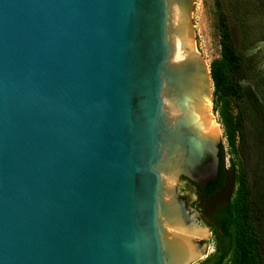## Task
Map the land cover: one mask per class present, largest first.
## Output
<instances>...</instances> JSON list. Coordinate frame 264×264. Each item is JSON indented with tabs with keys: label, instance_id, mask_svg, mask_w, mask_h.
Instances as JSON below:
<instances>
[{
	"label": "water",
	"instance_id": "95a60500",
	"mask_svg": "<svg viewBox=\"0 0 264 264\" xmlns=\"http://www.w3.org/2000/svg\"><path fill=\"white\" fill-rule=\"evenodd\" d=\"M193 5L0 0V264L199 258L179 179L216 181L221 142Z\"/></svg>",
	"mask_w": 264,
	"mask_h": 264
},
{
	"label": "trees",
	"instance_id": "16d2710c",
	"mask_svg": "<svg viewBox=\"0 0 264 264\" xmlns=\"http://www.w3.org/2000/svg\"><path fill=\"white\" fill-rule=\"evenodd\" d=\"M220 47L209 63L213 110L231 158L235 191L213 227L212 264H264V0H212ZM220 171H225L219 145Z\"/></svg>",
	"mask_w": 264,
	"mask_h": 264
},
{
	"label": "flooded vegetation",
	"instance_id": "af4514ba",
	"mask_svg": "<svg viewBox=\"0 0 264 264\" xmlns=\"http://www.w3.org/2000/svg\"><path fill=\"white\" fill-rule=\"evenodd\" d=\"M228 167L225 166L226 170L221 172V178L212 187L209 186V183L205 186H201L185 179L184 177H180L179 179V181H182L186 187L190 185L188 191L190 194L192 193L194 197L192 199L183 193H180V198L184 200L187 209L197 218L203 229H205L202 235L206 239L197 241L200 246L197 250L201 251L197 260L204 257L199 264H212L211 261L207 262L206 260L213 254L216 248L213 227L217 225V217L226 209L235 191L234 178L228 171ZM219 171L220 158L218 164V176ZM218 176L216 181L218 180ZM210 243H212L213 246L212 250L210 248Z\"/></svg>",
	"mask_w": 264,
	"mask_h": 264
},
{
	"label": "rangeland",
	"instance_id": "374dc122",
	"mask_svg": "<svg viewBox=\"0 0 264 264\" xmlns=\"http://www.w3.org/2000/svg\"><path fill=\"white\" fill-rule=\"evenodd\" d=\"M192 23L194 31V45L196 51L202 56L203 60L209 66V63L219 57V43L217 31L215 29L214 17L212 14V0H194L193 10H192ZM262 60L264 62V52L261 54ZM213 97L212 104L210 106L212 110V118L215 124L218 136L220 137V142L223 146L224 151V162L225 166H230L231 158L235 156L230 152L227 145L226 139L223 136V128L219 122L218 113L213 110ZM210 248L212 250L213 246L210 243ZM194 261L192 264H199L203 259Z\"/></svg>",
	"mask_w": 264,
	"mask_h": 264
}]
</instances>
